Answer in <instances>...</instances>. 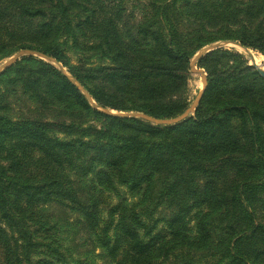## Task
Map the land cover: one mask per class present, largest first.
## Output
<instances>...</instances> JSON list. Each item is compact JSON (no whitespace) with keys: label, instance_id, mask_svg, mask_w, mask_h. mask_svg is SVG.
I'll return each instance as SVG.
<instances>
[{"label":"trees","instance_id":"1","mask_svg":"<svg viewBox=\"0 0 264 264\" xmlns=\"http://www.w3.org/2000/svg\"><path fill=\"white\" fill-rule=\"evenodd\" d=\"M217 41L264 57V0H0V60L54 58L115 112L182 113ZM197 64L169 126L104 114L38 57L0 74V264H264V77L227 49Z\"/></svg>","mask_w":264,"mask_h":264},{"label":"rangeland","instance_id":"2","mask_svg":"<svg viewBox=\"0 0 264 264\" xmlns=\"http://www.w3.org/2000/svg\"><path fill=\"white\" fill-rule=\"evenodd\" d=\"M219 42V41H217ZM216 43V42H214ZM236 43V42H235ZM235 43H225L223 44L222 46L220 47H216L212 50H215V49H227V50H230V51H233V52H236L238 54H241L242 57L246 60L247 64L250 65V66H253L252 65V61L250 59V56L249 54L244 51V49L238 45H236ZM213 43H210V44H207L205 46H203L202 48H200L190 59V62H189V77L187 79V87H186V102H187V108L191 107L192 105L194 106V109L192 110V112L189 113L188 117L189 116H192L193 113H194V110L195 108L198 106L201 98H202V95H203V92H204V85L206 86V73L204 71V69L200 68L197 64L198 60L204 56L205 54H207L208 52L212 51V50H209L207 51L205 54L201 55L200 57L196 58V54L200 51V50H204V49H207V47L209 45H211ZM245 48V47H244ZM249 52H252L256 59L257 60H260L261 61V64L262 66H257V68H261L260 70L264 73V57L263 55L256 49H253V48H247ZM20 50H30V49H20ZM19 51V50H18ZM32 51V50H31ZM17 52V51H16ZM15 52V53H16ZM36 52V51H35ZM14 54V53H13ZM12 54V55H13ZM12 55L6 57V58H3L0 60V66L5 63L9 57H11ZM24 58V57H23ZM51 62L58 65L61 69H63L64 71H68V67L62 65V63L56 61L54 58H51L49 57ZM66 58H67V61H68V64H69V67H76L78 65H80V63H78V56H76L75 54H73L72 52H68L67 55H66ZM20 60V59H19ZM18 61V60H17ZM16 61V62H17ZM15 62V63H16ZM94 60H91V63H93ZM14 64V63H13ZM12 64V65H13ZM11 65V66H12ZM10 67V66H9ZM255 67V66H253ZM263 67V68H262ZM256 68V67H255ZM7 69V68H6ZM5 69V70H6ZM4 71V70H3ZM2 71V72H3ZM1 72V73H2ZM0 73V74H1ZM205 78V79H204ZM203 89V90H202ZM202 91V93H201ZM201 93V95H200ZM198 99V102L195 103V101ZM87 100V99H86ZM88 101V100H87ZM195 103V104H194ZM90 104V103H89ZM108 110V109H107ZM132 119V118H131ZM133 119H136V118H133ZM151 124V123H149ZM151 125H154V124H151ZM120 193V196L121 197H124L125 199H127L128 201H133L134 200V196L132 194H130L129 192L125 191V189H120L119 191ZM118 202V197L116 195H110V196H106L103 200V202L101 203L100 205V208H99V215H100V220L101 222H104L105 218H106V215H107V210L112 208L114 205H116V203ZM59 204H52L51 208L48 209L50 211H48L50 214L56 216V217H62L64 218V221L67 220V221H71L75 218V214L68 211L67 209H65V207H60V206H57ZM188 226L189 227H192L193 226V221L192 219H190L188 221ZM63 238H65V236L63 235ZM99 251L96 250L95 251V254H98ZM94 261H95V264H104V262H102L101 259H99L98 257H94Z\"/></svg>","mask_w":264,"mask_h":264},{"label":"water","instance_id":"3","mask_svg":"<svg viewBox=\"0 0 264 264\" xmlns=\"http://www.w3.org/2000/svg\"><path fill=\"white\" fill-rule=\"evenodd\" d=\"M225 43L227 44V43H235V42L219 41V42L213 43V44L209 45L207 47V49L200 50L196 54L195 57L198 58L201 55L205 54L207 51L212 50V49H214L216 47H220V46H222ZM235 44L240 46L238 43H235ZM240 47H242V46H240ZM242 48L244 49V51H246L249 54L250 59L252 61V65L255 66L256 69L258 70V72L260 73V75H262L264 77V73L259 68H257V65L254 62V60L252 58V55L249 53L248 49L244 48V47H242ZM23 57H38V58L43 59L44 61L52 64L53 66H55L84 95V97L88 100V102L94 108H97L99 111L103 112L106 115L112 116V117L128 118V119L129 118H136V119H140V120L146 121V122L154 124V125L169 126V125H175V124L179 123L180 121L186 119L188 117L189 113L192 112V110L194 109V106L192 105L191 107L185 109L182 113H180L179 115H177L175 117H171V118H155V117H152V116L147 115L145 113L137 112V111L115 112V111H111V110H107V109L98 108L97 106H95L94 102L92 101L91 97L86 92V90L80 85V83L70 73L64 71L58 65L52 63L50 58L45 56L44 54L39 53V52H35V51H31V50H19L16 53H14L11 57H9V59L5 63H3L0 66V73L3 70H5L6 68H8L9 66H11L13 63H15L17 60H19V59H21ZM204 88H205V85H204L203 89ZM201 93H202V91H201ZM201 93H200V95H201ZM196 102H198V99L195 101V103Z\"/></svg>","mask_w":264,"mask_h":264},{"label":"bare ground","instance_id":"4","mask_svg":"<svg viewBox=\"0 0 264 264\" xmlns=\"http://www.w3.org/2000/svg\"><path fill=\"white\" fill-rule=\"evenodd\" d=\"M249 53L252 55V58H253L254 62L256 63V65L261 67L262 66L261 61L260 60H257L256 57H255V55L252 52H249Z\"/></svg>","mask_w":264,"mask_h":264}]
</instances>
